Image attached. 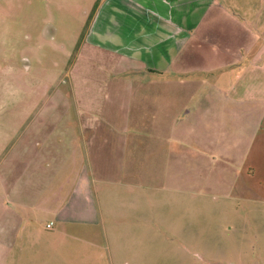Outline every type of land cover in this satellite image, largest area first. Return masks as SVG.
<instances>
[{
	"label": "crops",
	"instance_id": "obj_1",
	"mask_svg": "<svg viewBox=\"0 0 264 264\" xmlns=\"http://www.w3.org/2000/svg\"><path fill=\"white\" fill-rule=\"evenodd\" d=\"M84 14L64 88L50 91L14 156L0 160V264L95 259L101 243L81 234L96 230L130 248L140 228L132 218H147L152 203L161 217L162 202L181 200L148 189L178 182L195 146L224 164L220 182L210 173L214 185H230L232 173L236 198L262 200L264 0H99ZM6 136L1 129L0 142ZM238 152L255 161L238 164ZM214 189V200L229 197Z\"/></svg>",
	"mask_w": 264,
	"mask_h": 264
},
{
	"label": "rangeland",
	"instance_id": "obj_2",
	"mask_svg": "<svg viewBox=\"0 0 264 264\" xmlns=\"http://www.w3.org/2000/svg\"><path fill=\"white\" fill-rule=\"evenodd\" d=\"M98 1L0 0V130L7 131L0 142V160L4 163L21 146L16 144L17 138L27 129L38 105L54 87L64 88L65 73L77 57L88 23L84 9L92 12ZM53 108L58 113L63 105L56 103ZM236 136L231 135L232 144ZM250 140L244 148L251 145ZM232 155H238V164L256 158L248 152ZM26 157L31 159L30 154ZM184 157L183 174L177 168L178 182L166 178L160 188L148 189L153 195L178 194L181 200L162 202L161 217L152 203L147 218H132L140 228L132 236L135 244L130 248H114L99 230L81 234L102 246L94 255L96 260L87 254L73 264H228L239 256L264 260V189L262 200L259 196L236 198L232 173L226 174L230 185H214L211 180L210 173L221 181L215 172L223 163L197 146L194 161ZM214 186L229 197L214 200Z\"/></svg>",
	"mask_w": 264,
	"mask_h": 264
}]
</instances>
